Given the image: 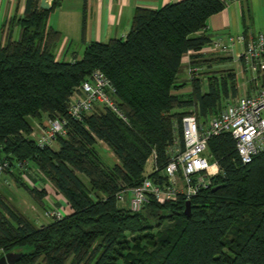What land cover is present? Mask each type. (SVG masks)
Instances as JSON below:
<instances>
[{
    "label": "trees",
    "instance_id": "1",
    "mask_svg": "<svg viewBox=\"0 0 264 264\" xmlns=\"http://www.w3.org/2000/svg\"><path fill=\"white\" fill-rule=\"evenodd\" d=\"M40 1L26 0L22 16L2 30L0 160L12 167L27 162L71 213L37 226L0 193V257L22 253L16 264H264V152L242 164L229 134L208 142L220 171L190 200L189 216L182 198L150 200L136 213L117 200L121 190L141 184L153 152L162 170L174 141L182 147L184 116L204 123L238 95L232 70L204 73L206 92L195 74L177 83L184 56L190 54V68L202 66L201 51L210 43L203 31L225 2L136 8L125 38L90 42L79 59L68 61L57 59L63 35L49 25L60 0L49 10ZM85 31L83 11L82 41ZM94 70L110 80L125 120L106 108L81 121L68 117L73 91ZM187 85L189 94L176 93ZM43 118L67 121L57 148H40L29 137L31 121ZM99 144L113 154L114 164L103 160ZM6 173L44 207L46 191L16 171Z\"/></svg>",
    "mask_w": 264,
    "mask_h": 264
},
{
    "label": "built area",
    "instance_id": "2",
    "mask_svg": "<svg viewBox=\"0 0 264 264\" xmlns=\"http://www.w3.org/2000/svg\"><path fill=\"white\" fill-rule=\"evenodd\" d=\"M209 45L221 53L239 47L235 51V60L241 64L242 73L250 72L252 75L248 81V84H252V90H249L251 94H238L227 99L220 112L204 123L199 122L194 115L182 118V147L177 140L174 141L167 150L168 160L162 170L153 152L150 156L151 171L145 175L141 184L123 189L117 195L119 204L133 213L141 211L150 200L158 204L176 202L179 198L190 201L201 190L209 188L212 179L220 171L218 163L208 153V142L213 137L229 134L244 165L264 152V30L245 35L241 33L230 38L227 43L220 37H212ZM195 70L189 69L190 72ZM101 108L109 109L125 120L117 108L115 89L110 80L100 70H94L73 91L68 101L67 115L72 120L81 121L86 115ZM41 125L39 135L35 136L33 127L29 135L40 148L52 147L58 137L66 135L65 119H45ZM11 165L7 160H0V180L7 187L10 183L3 179L6 171L23 174L28 170L27 162L16 163L13 167ZM39 184L33 186L38 191H47L44 185ZM43 216L60 220L65 215L63 210L50 206L44 209Z\"/></svg>",
    "mask_w": 264,
    "mask_h": 264
},
{
    "label": "crops",
    "instance_id": "3",
    "mask_svg": "<svg viewBox=\"0 0 264 264\" xmlns=\"http://www.w3.org/2000/svg\"><path fill=\"white\" fill-rule=\"evenodd\" d=\"M26 0H0V40L2 41V30L6 28L9 21L13 18H18L22 16L24 12ZM182 0H77L76 9L82 8L85 11L86 15L89 19V24H86V31L84 41H82L86 47L87 44L90 42H107V39H118L125 38L127 31L125 27L130 25V21L132 19L134 10L136 8H144V9H151L157 10L169 3H177ZM226 4L225 9L210 17L207 21V26L203 31L205 35L208 37H220L228 42L230 38L236 37L241 33L248 34V33H256L259 31L264 30V0H223ZM62 3L60 6L56 5L55 10L52 14H57L61 12L62 5L64 4V0H60ZM64 12H69L68 7L65 9ZM57 18L54 23L49 25L58 31L61 32ZM122 25L123 28L120 30L122 34L119 36V27ZM255 28L257 30H255ZM62 33V32H61ZM115 37V38H112ZM210 46V45H209ZM211 47V46H210ZM239 47H237L238 49ZM210 52V54H215V51H204L202 49L201 54L203 57L200 59L201 61H206L209 58L204 56L205 53ZM220 53V52H219ZM235 56V52L233 49H230L229 52L226 54L231 56L233 54ZM59 59H65L70 61L71 59L77 58L79 59V54L77 53H70L69 51V44L68 38L65 36L63 37V41L60 45L58 50ZM216 63H203L201 67L197 68L198 71L206 67H212L215 64H222L225 61H221L225 58H222L217 55ZM232 59L231 57L229 58ZM190 54H187L182 59V67L181 71L190 69ZM232 70V69H229ZM222 71V70H219ZM234 71V70H232ZM242 71V68H241ZM235 73V71H234ZM236 74V73H235ZM236 78L237 74H236ZM206 81L205 77L202 78L203 81ZM248 90V89H247ZM0 180V193L3 196H6L4 191L1 189L4 186ZM17 187V193H19ZM53 192V191H52ZM8 199V198H7ZM10 201V199H8ZM44 203H57L53 196H50V193L46 191V196L43 198ZM21 214H23L27 219L32 221L29 217H27L26 213L32 215L33 221L35 225L42 226L48 224L50 221H45L42 218V213L37 212V207L30 205L26 201L20 204H14L10 202ZM60 203L63 205L60 209L63 210L64 215H68L71 213V210L67 203L64 201L63 198L58 200V205ZM44 211V207L42 208ZM41 209V210H42ZM32 221V222H33Z\"/></svg>",
    "mask_w": 264,
    "mask_h": 264
},
{
    "label": "rangeland",
    "instance_id": "4",
    "mask_svg": "<svg viewBox=\"0 0 264 264\" xmlns=\"http://www.w3.org/2000/svg\"><path fill=\"white\" fill-rule=\"evenodd\" d=\"M76 3H77V0H64V4L62 5V10L61 12L57 13V14H52L50 15L49 17V21H50V24L54 23L56 18H57V22H58V26L62 32V35L63 37H67L68 38V44H69V51L70 53H77L79 54V57L82 56V53L85 49V45L84 43L82 42V21H83V10L82 8L78 9L77 11V7H76ZM62 4V3H61ZM68 7L69 9V12H64L66 11L65 9ZM131 23V21H130ZM86 24H89V19H88V16L86 15ZM124 25H122L121 27H119V36L122 34V32H120V30L123 28ZM87 27V25H86ZM128 33L129 31V28H130V25H128V27L126 26L125 27ZM255 30H257L255 28ZM112 38H115V37H112ZM120 38V37H117V39ZM110 39H107V41H109ZM223 42L226 43V41L223 39ZM213 48L210 47L209 45L205 46L203 48L204 51H210L212 50ZM237 50L236 47L233 48V51L235 52ZM214 51V50H213ZM214 53H216L218 56L222 57V58H225L221 61H225L224 63L222 64H215L213 65L212 67H206L199 70H195V71H192L190 72L189 69L188 70H184V71H181L178 75V80H177V83H188V81L191 79V77L195 76L196 77H200V78H204L205 77V74L204 73H214V72H223V71H227L229 69H232L235 71V73L237 74V86L239 87V90H238V94L239 95H244V94H251L249 90H252V84H248V81H250V79L252 78V75L250 72H244L242 73L241 71V64L239 62H237L235 60V56H234V53L233 54H230L231 56L227 55L226 53H219L217 51H215ZM217 55L215 54H210V52H206L204 54V56L206 58H211V59H208L206 60L205 62L203 63H216V59L217 58ZM232 58L231 60L229 58ZM219 70H222V71H219ZM203 88H202V91L203 92H206L207 91V84H206V81L204 80L203 81ZM248 89V90H247ZM190 86L187 85L185 88L181 89L180 91L176 92L177 94H189L190 93ZM226 101H223V104H225ZM45 120V118H43V120L41 121H34L32 120L31 121V124H32V127H33V131L35 132V136L39 135L40 132H41V123ZM100 146V149H101V155H102V158L103 160L109 164V165H112L114 164V162H116V159L115 157L113 156V154L106 148L105 145L103 144H99ZM53 148H57V144L56 142L52 145ZM151 171V163H150V157L148 158L147 160V163L145 165V169H144V175H148ZM20 176L22 177V180L24 182H28L30 186L34 185L35 182L36 183H40L39 185H44V187H46L47 189V192L50 193V196L52 195L53 198L55 199V201H57V203H44V208H49L50 206H53L55 209H60L63 205L60 203V205H58V200L61 199L62 197L57 194L53 188L46 184V183H43L40 178L38 176H36V173L28 168V170H26L23 174H20ZM3 179L5 180H8L9 183H10V186H5L3 184V181H1V183L4 185V186H1L3 188H1L5 195V199L7 201H9L8 199H10L9 203L12 202L14 204H20L24 201H26L27 203H29L30 205H32V207L34 208V206L37 207V212H41L42 215H43V209H42V206H40L29 194L26 190H24L23 188H20L18 189L19 193L15 195V193H17V185H16V182L14 181V179L10 176V173H4L3 175ZM84 179V178H83ZM85 180V179H84ZM53 191V192H52ZM128 196V195H127ZM129 197V196H128ZM8 198V199H7ZM126 204V203H125ZM119 207H124L123 204H119ZM42 209V210H41ZM27 217H29L32 221L34 220L32 218V215L26 213ZM42 218L45 220V221H50V219L48 218H45L44 216H42ZM34 222V221H33ZM35 223V222H34Z\"/></svg>",
    "mask_w": 264,
    "mask_h": 264
},
{
    "label": "water",
    "instance_id": "5",
    "mask_svg": "<svg viewBox=\"0 0 264 264\" xmlns=\"http://www.w3.org/2000/svg\"><path fill=\"white\" fill-rule=\"evenodd\" d=\"M56 1L57 0H41L39 7L43 10H49ZM60 5L61 3L58 2L57 6H60ZM190 212H191L190 201H186L184 214L186 216H189ZM21 255L22 253L13 252V251L5 253L4 255L0 257V264H16L19 258L21 257Z\"/></svg>",
    "mask_w": 264,
    "mask_h": 264
}]
</instances>
